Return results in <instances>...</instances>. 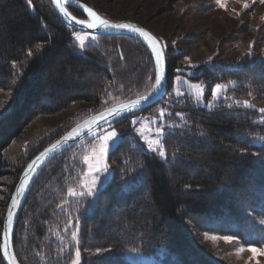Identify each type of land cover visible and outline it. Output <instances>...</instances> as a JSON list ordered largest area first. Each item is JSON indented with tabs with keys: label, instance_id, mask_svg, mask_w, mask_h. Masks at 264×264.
<instances>
[{
	"label": "trees",
	"instance_id": "trees-1",
	"mask_svg": "<svg viewBox=\"0 0 264 264\" xmlns=\"http://www.w3.org/2000/svg\"><path fill=\"white\" fill-rule=\"evenodd\" d=\"M69 9L86 18L79 8ZM74 30L52 0L31 5L0 0V95L11 113L0 121V234L15 185L42 148L81 119L143 95L155 82L149 79V49L140 39L97 35L80 50ZM167 46L166 92L157 103L111 125L122 136L109 152L112 174L94 197L68 192L86 171L89 135L39 171L15 229L20 264H72L77 247L82 264H132L126 258L131 248L148 254L164 249L168 264H220L196 245L191 225L264 245V113L259 109L264 104L243 103L246 96L264 97V54L252 51L232 60L219 52L211 60L194 61L188 76L206 83L208 95L217 82H235L234 99L224 97L208 107L195 102L191 92L179 99L173 94L176 69L185 67L180 61L187 54ZM160 111L166 113L164 159L146 149L135 131L138 120L132 123L136 115ZM63 113L68 114L57 125L14 145L33 122ZM98 248L112 250L97 255ZM0 264H7L1 248Z\"/></svg>",
	"mask_w": 264,
	"mask_h": 264
},
{
	"label": "rangeland",
	"instance_id": "rangeland-1",
	"mask_svg": "<svg viewBox=\"0 0 264 264\" xmlns=\"http://www.w3.org/2000/svg\"><path fill=\"white\" fill-rule=\"evenodd\" d=\"M83 1L88 2L92 6L101 8L105 14H108L113 18L119 20L130 19L137 21L156 31L169 46H172V48L181 47L184 49L187 55L182 58L180 62H184L186 65L185 67H181L183 69L181 75L182 79L187 81V84H174L173 94L174 88L178 87L182 92L185 93L188 91L194 95L196 89L190 88L189 86L198 85L199 89L203 90V100L205 102L204 104H199L204 106L212 100L211 94H207L208 86L206 83H201L199 80L192 79L188 76L189 74L194 73V69L186 67L187 65L198 63L194 62L197 60L213 57L219 52H222L223 54V56L220 57L232 60L239 59L240 57H243L245 53H249L250 45L252 46V51L264 54V3H260L259 0H255L254 3L253 0H248L250 7L247 9L244 8V0H226L225 8H221L216 5L215 0ZM76 31H80L82 33L87 32L85 30L75 29L73 33ZM92 34L97 38L96 33L92 32ZM89 41H86V44ZM217 83L226 86L224 91L221 93V98L231 97L234 99L235 95L232 91H230L231 85L235 83L234 81ZM216 84L212 85V88L215 87ZM259 98L261 99L256 101V98L254 99L252 96H246L244 101H248L251 106L256 107L259 103L264 104V97ZM219 101L220 99L214 103H218ZM5 104L6 101L4 97L0 95V109H2ZM259 109L264 108L260 106ZM160 113L161 111L155 116L136 115L134 116V119L138 120L136 129H143V136H147L150 139H160L161 146L165 151L162 143L163 135H154L158 128L164 129V125L166 123L164 116L161 118ZM67 114L68 113L48 117L45 116L33 122L30 126H28L26 134L21 137V139L19 138L14 145H19L21 143L20 140H26L40 130L57 125V123L60 122ZM153 120L160 122L152 123ZM108 127L109 125H106L89 134L92 143L88 146L84 155L86 171L83 174L81 182L76 187L72 188L74 191H85L81 185L91 180L88 165L89 163L92 165L96 164V154L98 153L100 143L98 138H94L95 133L97 131L103 132V129ZM115 128L119 133H122L119 128ZM109 152L105 162L109 165L110 172L101 174V185L103 184V180L105 178H109L112 174V165L108 159ZM157 152H159V149H157ZM86 157L88 158L87 160H85ZM190 231L196 245L215 262L220 264H264V255H261L258 252L255 259H251L253 254L248 251L249 246L264 249V245L258 246L243 244L238 236L200 230L192 225L190 226ZM213 236L217 237V239L213 240ZM224 236H234L236 239L234 241L227 242L223 239ZM241 247L244 248L243 252L238 251ZM165 256L166 253L164 249H161L156 254L145 253L140 248H131L126 252V258L132 264H168L165 260ZM82 263L81 258L80 264Z\"/></svg>",
	"mask_w": 264,
	"mask_h": 264
},
{
	"label": "snow or ice",
	"instance_id": "snow-or-ice-1",
	"mask_svg": "<svg viewBox=\"0 0 264 264\" xmlns=\"http://www.w3.org/2000/svg\"><path fill=\"white\" fill-rule=\"evenodd\" d=\"M56 6L59 8L60 12L63 16L67 17L70 21L75 22L77 25L84 26L88 30L95 29H112L116 30L120 33H129L134 34V38L140 39L141 42L145 43L147 49H149V58L150 63L152 64V73L149 77L150 80L154 79V83L151 84L150 88L143 95H138L136 99L129 100L127 102H121L118 104H113L112 107L107 108L104 112H101L98 116H94L88 120H86L83 124L78 125L73 128L71 132H69L66 136H64L61 140L57 141L55 144L51 145V147L46 148L43 152H41L35 159L32 160L31 163L27 165V168L24 169L23 175L19 180V185L16 187L15 193L11 197V202L6 213V220L4 221V231L0 234V239H2V244H0V248H2L4 255L8 256V248L10 244V237L14 233V222H15V211L19 208L21 199L26 190L32 181L35 172L41 163L49 157V154H54L56 150L62 144H67L69 141L75 140L78 136L81 135L85 130L89 133L93 132V129H101L103 125H109L108 128L103 129V132L97 131L95 133L94 138H98L99 149L96 154V164L92 165L89 163V174L91 175V180L85 182L81 185L85 191L76 192L73 189H68L69 195L71 197H94L98 191L99 186L101 185V174L109 173L110 168L109 165L105 162L108 152L112 149V146L116 144V142L121 138L122 133H119L115 127L111 125L115 123L113 120L114 117L119 118L125 113H132L139 106L146 104L149 100L152 99V96L159 92L161 89H164L168 80L167 75V57L166 50L167 44L163 43L157 36L153 35L150 31L137 26L136 24L122 22V23H113L107 19L102 18L98 12H96L92 7L87 5H82L83 11L88 14L90 19H77L75 15H72L71 12L65 8V4H67L68 0H54ZM255 0H253V3ZM260 3H264V0H259ZM29 5L32 4V0H27ZM76 3H79V0H76ZM215 4L221 8L226 7V0H215ZM250 7L248 0H244V8L247 9ZM75 38V41L79 45V49L83 50L86 47V41L92 40L95 41L96 37L92 34L91 31L80 32L76 31L72 34ZM39 47V45L37 46ZM252 54V46H249V55ZM121 59H123V53H121ZM212 58L209 57V60ZM186 67L192 68L194 65H187ZM182 68H177L174 77V84L185 85L187 81L182 79ZM190 88L196 89L194 93L196 97V101L198 103L204 104L203 100V90L199 89L198 85H190ZM225 85L217 83L215 87L211 88V97L212 100L207 103L206 106L211 107V105L221 99V93L225 89ZM174 95L179 99L185 95L184 92L180 90V88H174ZM245 106H251L248 101L243 102ZM262 113H264V109H260ZM10 105H5L2 109H0V121L6 119L10 115ZM166 115L165 112L161 111L160 116ZM177 115H180L177 113ZM137 121L133 119L132 123L135 124ZM160 121L153 120L152 123H159ZM166 127V126H165ZM136 133L141 136L144 140V146L149 152L156 153L157 149H159L158 155L160 158H166V152L161 146L160 139H150L147 136H143V129H135ZM164 133L163 128H158L154 135L162 136ZM264 147V146H262ZM88 158L86 157L85 160ZM262 167H264V163H262ZM92 201H89L91 205ZM264 223V222H262ZM79 221L77 220L76 226L78 228ZM72 227L69 224L67 230H70ZM78 235L77 232L72 233L73 239H76ZM207 235V234H206ZM213 240L217 239V237L213 236ZM223 239L227 242L234 241L236 237L234 236H224ZM112 249H96L97 255H101L103 252L111 251ZM134 251V250H133ZM239 252H243L244 248L241 247L238 249ZM248 251L252 252L253 256L251 259H255L256 254L259 252L261 255H264V249H260L257 247L249 246ZM81 261V252L77 247L75 252V259L72 261V264H80ZM12 264H16L15 258H13ZM193 264H195V260H193Z\"/></svg>",
	"mask_w": 264,
	"mask_h": 264
},
{
	"label": "water",
	"instance_id": "water-1",
	"mask_svg": "<svg viewBox=\"0 0 264 264\" xmlns=\"http://www.w3.org/2000/svg\"><path fill=\"white\" fill-rule=\"evenodd\" d=\"M52 2H53V5H54L55 9H56L57 12H58V14L62 17V19L65 20V21H66V22H67L72 28H74V29H80V30H85V31H91V32H93V33H96L97 35H116V34H123V35H130V36H133V37H134V34H129V33H127V32H125V33H120V32H117L116 30H112V29H107V30H105V29L88 30V29H86L84 26L77 25V24H75V22L70 21L67 17L63 16V14L60 12L59 8L56 6L54 0H52ZM82 5H87V6H89V7H92L96 12H98V11H97L92 5H90L89 3H87V2H85V1H83V0H79V3H76V0H68L67 4H65V8H67V10H68L69 12L72 13V15H75V14L69 9V6H73V7L79 8L81 11H83V8L81 7ZM83 12H84V11H83ZM84 13H85V15H86V18H81V17H78V16H76V15H75V16L77 17V19H90V17L88 16V14H87L86 12H84ZM98 13H99V12H98ZM99 15H100L102 18L107 19V20H109L110 22H113V23L127 22V23L136 24L137 26L142 27V28H144V29L150 31L153 35L157 36V35H156L154 32H152L148 27L144 26L143 24H141V23H139V22H137V21H133V20H130V19H125V20H112V19H109V18L103 16V15L100 14V13H99ZM157 37H158V36H157ZM158 38H159V37H158ZM159 39H160V38H159ZM160 40H161V39H160ZM161 41H162V40H161ZM144 44H145V43H144ZM167 75H168V65H167ZM167 83H168V80H167ZM167 83H166V86H165L164 89H161L159 92H157L156 94H154V95L152 96V99H151V100H149L146 104H143V105L139 106V107H138L137 109H135L133 112H135V111H137V110H139V109H142V108H145V107H147V106H150V105H153V104L157 103L158 100H159L160 98H162V96L165 94L166 89H167ZM136 98H137V97H134V98H131V99H128V100L122 101V102H127V101H129V100H133V99H136ZM119 103H121V102H119ZM116 104H118V103H116ZM112 106H113V105H111V106H109V107H106V108H104V109H102V110H100V111H98V112H96V113H93V114H91V115H89V116H87V117L81 119L79 122H77V123H76L75 125H73L71 128H69L67 131H65L62 135H60L58 138H56V139L53 140L51 143H49L47 146H45L44 148H42V149H41V150H40V151H39V152H38V153H37V154H36V155H35V156H34V157H33L28 163H27V165H28L29 163H31L32 160L35 159V157H37V156H38L41 152H43L46 148L51 147V145L55 144L57 141L61 140L64 136H66L69 132H71V130H72L73 128L77 127V126L80 125V124H83L86 120H88V119H90V118H92V117H94V116H98L101 112H104L107 108H110V107H112ZM128 114H130V113H125V114H123L121 117H123V116H125V115H128ZM121 117H119V118H121ZM119 118L114 117L113 120L116 121V120L119 119ZM106 125H107V124L103 125L102 127H104V126H106ZM95 130H97V129H93V132H94ZM89 134H91V133H89L87 130H85V131H84L83 133H81V135L78 136L75 140H73V141H69L67 144H62V145H60L59 148L56 150V152H55L54 154H51V153H50V154H49V157L46 158V159L41 163V165L38 167L37 171H36L35 174H34V177H33L32 181L30 182V184H29V186H28V188H27V190H26V193L24 194V196H23L22 198H20V199H21V202H20V206H19V208L16 209V210H14V211H15L14 233H13V234L11 235V237H10V244H9V248H8L9 255H8V256H5V255H4V252H3L2 248H1V250H2V254H3V257H4V259H5V261H6L7 264H12L13 258H15V260H16V264H20V262H19V260H18V258H17V256H16L15 249H14V234H15V229H16V226H17V223H18V220H19V216H20V213H21L22 207H23V205H24V202H25L26 196H27V194H28V192H29V190H30V187H31V185H32V183H33V181H34V179L36 178L37 174L39 173V171L43 168V166H44L49 160H51L53 157H55L56 155L60 154V153L63 152L64 150L68 149L70 146H72L73 144H75V143L78 142L79 140L83 139L84 137L88 136ZM27 165L25 166V168H27ZM25 168H24V169H25ZM23 172H24V170H23ZM23 172H22L20 178L22 177ZM20 178H19V180H20ZM19 180H18V182H17L16 185H15V188H14V190H13V192H12V195L15 193L16 187L19 185ZM12 195H11V197H12ZM11 197H10V200H9V203H8V207H7L6 213H7V211H8V208H9V205H10V202H11ZM5 220H6V214H5L4 221H5ZM3 231H4V223H3ZM3 231H2V233H3ZM1 244H2V241H1Z\"/></svg>",
	"mask_w": 264,
	"mask_h": 264
}]
</instances>
